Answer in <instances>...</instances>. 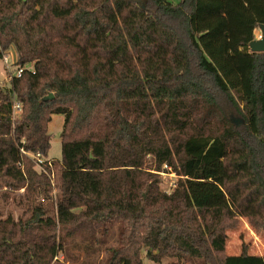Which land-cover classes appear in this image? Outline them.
I'll return each instance as SVG.
<instances>
[{"label": "trees", "instance_id": "trees-1", "mask_svg": "<svg viewBox=\"0 0 264 264\" xmlns=\"http://www.w3.org/2000/svg\"><path fill=\"white\" fill-rule=\"evenodd\" d=\"M263 25L264 0H0V58L22 70L0 86V202L20 211L0 209V264H211L237 217L264 247Z\"/></svg>", "mask_w": 264, "mask_h": 264}, {"label": "rangeland", "instance_id": "rangeland-1", "mask_svg": "<svg viewBox=\"0 0 264 264\" xmlns=\"http://www.w3.org/2000/svg\"><path fill=\"white\" fill-rule=\"evenodd\" d=\"M6 57L8 60L7 65H4L3 60L0 58V86L7 85V76L14 73L16 70V66H14V52L12 50L7 51ZM219 101L218 105L221 107V110L226 116L231 118L233 121L238 119L232 106L226 103L224 99H220ZM63 119L62 115H52L51 120L47 125L48 134L50 135V148L45 159L54 163H58L61 160L60 133L62 130ZM56 170V167L53 168V174L50 179L53 183H55ZM158 177L160 190L165 193H170L173 187H175L177 176L174 173H159ZM0 209L3 217L9 214L16 218L20 214V211H18V209L11 202H0ZM253 219L252 223L256 226L251 225L249 220L245 217H237L230 220L227 219L221 224V226L229 225L224 230L226 240L223 255H239L242 252L254 256L262 255L264 249L262 242L263 233L258 227L259 218L253 217ZM223 255L218 254L213 256L211 264H220V259ZM142 261L143 264H185L182 263V261L177 262L176 259H164L160 263H153L145 258L144 254L142 255Z\"/></svg>", "mask_w": 264, "mask_h": 264}, {"label": "built area", "instance_id": "built-area-1", "mask_svg": "<svg viewBox=\"0 0 264 264\" xmlns=\"http://www.w3.org/2000/svg\"><path fill=\"white\" fill-rule=\"evenodd\" d=\"M260 37H261V36H260V34H259L258 37H257V40L260 39ZM1 59L3 60L4 65H7V64H8V60H7V57H6V53H4V54L2 55V58H1ZM21 73H22V70H21V69H16L14 73L9 74V75L7 76V79H6L7 84H9V83L12 81L13 76H15V77H19V76L21 75ZM20 112H21V106H20V104L15 100V97L13 96V98H12V114H13V118H14L16 115L20 114ZM33 158H34V160H35L36 167H37L39 170L42 171V163H43V159H42V157H41L39 154H36ZM164 168H166V166H164Z\"/></svg>", "mask_w": 264, "mask_h": 264}, {"label": "water", "instance_id": "water-1", "mask_svg": "<svg viewBox=\"0 0 264 264\" xmlns=\"http://www.w3.org/2000/svg\"><path fill=\"white\" fill-rule=\"evenodd\" d=\"M23 3H25L27 0H21ZM260 32V39L253 40L249 43V50L252 53H264V25L258 27ZM48 99L52 98V94H49Z\"/></svg>", "mask_w": 264, "mask_h": 264}, {"label": "crops", "instance_id": "crops-1", "mask_svg": "<svg viewBox=\"0 0 264 264\" xmlns=\"http://www.w3.org/2000/svg\"><path fill=\"white\" fill-rule=\"evenodd\" d=\"M253 34H254V40H257V37H258V35L260 34V33H259V29H258V28L255 29Z\"/></svg>", "mask_w": 264, "mask_h": 264}]
</instances>
